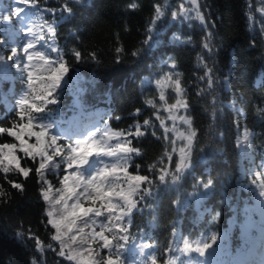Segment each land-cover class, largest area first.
Listing matches in <instances>:
<instances>
[{
	"label": "trees",
	"instance_id": "1",
	"mask_svg": "<svg viewBox=\"0 0 264 264\" xmlns=\"http://www.w3.org/2000/svg\"><path fill=\"white\" fill-rule=\"evenodd\" d=\"M197 3L203 23L185 0L0 1V64L13 49L18 62L34 39L26 32L42 23L43 31H33L45 40L34 50L68 67L67 81L49 97L54 103L33 113L35 120L65 147L90 130L124 132L123 144L137 150L129 156L130 174L152 180L142 184L145 189L135 197L139 204L125 217L127 240L120 241V235L115 240L114 256L127 264H198L201 250L188 255L185 246L212 244L223 255L218 264H264L262 252V260H254L258 249L264 251V0ZM16 6L22 12L16 13ZM181 7L189 19L175 18ZM47 25L54 29L52 38ZM11 28L18 31L15 36ZM209 33L211 53L203 48ZM165 73L179 80L187 105L182 108L196 133L191 165L178 180L177 158L170 162L168 155L173 138L161 125L164 109L177 95L169 88L161 101L156 84ZM23 79L0 65V127L21 124L15 107L27 92ZM137 125L144 135H135ZM248 133L250 143L244 138ZM10 142L0 133V144ZM167 161L174 172L161 180ZM38 164L22 158L21 165L31 169L28 177L0 170V264H77L51 239L55 230L47 224L42 196L47 186L35 172ZM45 174L52 189L60 186L55 173ZM258 218L263 223L250 229Z\"/></svg>",
	"mask_w": 264,
	"mask_h": 264
},
{
	"label": "snow or ice",
	"instance_id": "2",
	"mask_svg": "<svg viewBox=\"0 0 264 264\" xmlns=\"http://www.w3.org/2000/svg\"><path fill=\"white\" fill-rule=\"evenodd\" d=\"M18 2L31 5L35 0H18ZM20 11L21 9H15L16 13ZM196 15L201 20V23H203V17L200 16V13L197 12ZM180 16L189 19L183 7H181L179 13L175 12V18ZM47 31L51 34L49 38H52L54 36V29L48 25ZM148 32H152V27L148 28ZM26 34L34 37V39L28 42L23 48V68L26 74L27 92L24 98L20 99L18 102L19 111L16 115L19 116L21 120L27 116V123H13L11 127H0V133H6L9 137H14L15 140L18 141V145L17 143L0 144V170L4 173L15 172L21 174L23 177H28L31 169L21 165V160L17 152L22 153L24 158L33 161L39 157V164L35 172L40 181L47 186L42 191L43 200L49 204L47 224L55 230L56 234L53 235L51 239L53 241H59L61 245V255L64 254L63 247L69 240L72 243L85 245L87 244L88 238L92 240L99 238L104 249L110 250L111 248L119 247L117 243H113V241L116 240V236L113 235L112 238L109 239V237L105 235L103 229L107 227L110 232L126 233L128 229L121 226V221L137 206V200L134 199V197L138 198L140 191L145 189L146 186L142 188V184H151L152 180L146 175H128L127 164L129 156L136 153L137 150L119 142L116 143L115 146L109 143V141L113 139L119 140V138L123 137V132H114L110 129L102 134V138L95 139L89 136L88 138L76 142L75 146L68 144L67 155L63 156L61 155L63 149L56 143L59 140L58 137L51 136L50 143H46L45 138L48 136L47 129L43 123L34 124L33 121L36 117H34L33 113H42L45 105L54 103V98L49 99V97L53 96L55 89L58 87L68 67H66L63 62H59L58 66H53L54 62L46 58L45 54L41 51L34 50L38 40H45L42 34L35 33L32 28H30ZM150 39L151 37L149 35L148 39H145L143 43H149ZM187 42H191V38H188ZM203 48L211 53V33L205 37ZM52 51L57 52V49L53 47ZM116 51L120 52L121 49L118 48ZM16 54L17 50L13 49L9 59ZM138 54V52H134L133 56ZM75 57L76 59H80L81 53L78 51L75 52ZM171 67H176L175 62L172 63ZM168 80H171V75L170 73H165L162 79L156 81V84L162 86L164 82ZM179 84V80H176L175 91L178 97L181 91ZM209 86H211L210 81ZM159 98L161 101L165 100L163 91H161ZM147 104L154 106V101L149 99L147 100ZM178 105L187 108L183 100L177 99L176 104L171 105L167 109L170 114V119L173 121H175L177 117L172 114V109L176 108ZM179 119L191 129L190 119L183 116L179 117ZM149 123V120L143 121L144 125H149ZM161 125H163V120H161ZM36 127H39L38 131L33 130ZM135 135H144V133L140 131L139 125L136 126ZM180 135L183 136V133ZM195 136L196 133L194 131L189 132L186 137L188 141L187 147L179 150L180 157L175 163L174 171L178 172L187 165L188 159L192 153V141ZM25 137H35V143H29L28 139ZM50 147L52 151L55 152L56 156L61 157L62 163H66L67 165V174L60 180L62 187L56 190L57 195L55 197L51 195L53 191L52 186L45 179L44 175L45 171L49 168L48 162L53 159L52 155L49 153ZM100 155L117 158L119 162L111 166H104L98 172L88 177L83 176L81 174L83 166L89 163L91 157ZM169 159H171V156H169ZM55 167L59 168L60 164H56ZM152 167L155 169V165ZM118 168L123 169V183L127 185L126 188L121 187V176L117 172ZM174 171L170 172L167 169H162L159 179L163 180L166 175H171ZM13 187L19 189L21 185L15 183ZM262 195H264V193H262ZM117 209H120L119 214H116ZM105 212L108 213L107 219L110 221V224H102L101 231L95 233V235L89 237V234L85 233L83 227H78V222L84 225H88L89 221L95 223L92 217H101ZM74 231L82 234L79 237V241L76 235H70ZM65 237H67L68 240H65ZM119 240L126 241L127 235H120ZM195 250L200 251V249ZM74 258L75 257L72 256L69 257V259ZM33 264H35V262H33ZM107 264H117V262L109 259Z\"/></svg>",
	"mask_w": 264,
	"mask_h": 264
},
{
	"label": "rangeland",
	"instance_id": "3",
	"mask_svg": "<svg viewBox=\"0 0 264 264\" xmlns=\"http://www.w3.org/2000/svg\"><path fill=\"white\" fill-rule=\"evenodd\" d=\"M0 1H2V0H0ZM185 1H187L192 6V10H195L196 13L198 12L197 11L198 10L197 0H194V2H193V0H185ZM14 9H21V6L20 7L16 6ZM187 9H188V6H187ZM20 12H22V11H20ZM2 16H1V18H2ZM6 18L8 19V16ZM6 24H7V28L11 27L8 23H6ZM40 24H42V23H40ZM40 24H38L37 26L33 25L31 27H32V29L34 31L35 30L43 31V28L41 27ZM47 27H48V25H47ZM10 32H11L12 36H15V34L18 31L15 28H11ZM14 57L15 56H13L11 59H7V63L5 62L1 66H2L3 69H5V67H6V71L7 72L9 70L12 71L13 73L20 72L25 78L22 81L26 85V74H25V71H24V68H23L24 58H23V56L22 57L19 56L18 62H15L13 60ZM46 58H48V57H46ZM59 59L60 58L56 59V57L50 59L51 61L54 62L53 66H58L59 62H63L62 60H59ZM7 66H8L9 69L7 68ZM4 72H5V70H4ZM66 73H67V71L65 72L64 76L62 77L58 87L64 85L65 82L67 81ZM175 81L176 80L173 77H171V80L165 81L162 86H159V89L161 91H163L165 98H166V92H167V90H169V88H173V90L175 89ZM177 99L183 100L182 97H181V93H180L179 97L177 96ZM177 99H176V101H177ZM176 101L174 103L167 104V108L164 109V113L161 115V118L163 120V128L165 127L164 131H165L166 135L168 137L172 136V138H173L172 145L170 146V150L168 151V153L170 152L168 155L171 156V159H169V161L172 162L173 159L177 158L175 163L179 160V157H180V151L179 150L181 148H186L187 147L188 141H187L186 137L188 136L189 132L190 131H194L195 132V130H194L192 125H191V129H189V126L187 124H185L182 120L179 119V117H181V116L186 117V118L189 119V117L186 114V111L182 107H180L179 105L176 108L172 109V114L175 115L177 117V119L175 121L170 119V114L167 111V109L171 105L176 104ZM183 102H184V100H183ZM46 106L47 105H45V107ZM18 111H19V108H18V104H17V106L15 107V112H18ZM20 122H21V124L27 123V116H25L23 120L20 119ZM33 122H34V124L41 123L40 121H37L35 119H34ZM110 129L112 131H114V132L115 131H119V130H115L113 128L107 127L105 129H103L101 131V133H99V134L98 133L91 134L95 130H90V131H87L81 137L77 138L76 142H78L80 140H83L85 138H88L89 136H91L92 138H95V139L102 138V134L105 131H108ZM33 130L34 131H38L39 127H36ZM46 131L48 132V130H46ZM181 133H183V136L180 135ZM249 135H250V133H248L247 137L244 136V138H247L246 141L248 143L251 142L250 138H248ZM51 136H54V135L48 132V136L45 138L46 143H50V137ZM10 138H11V142L10 143H17V145H18V141H16L14 137H10ZM25 138L28 139L29 143H35V137H25ZM125 139L126 138H124V136H123V137L119 138V140L113 139L112 141H109V143L112 146H115V144L118 143V142L123 144V140H125ZM193 140H194V138H193ZM56 143L60 147L62 146L61 148L63 149V151L61 152V155L62 156L63 155H67V145L68 144L65 147L64 145H62L58 141ZM72 145L75 146V144H72ZM192 145H193V141H192ZM49 153L52 155L53 159H52V161L48 162L49 168H48V170L45 171V173H47V172H48V174H51V172L55 173L56 176L58 177V180H59V183H60V180L63 178V176L67 174V172H66L67 165H66V163H62L61 157L56 156L55 152L52 151L51 147L49 148ZM17 155L20 158V160H22V158H24L23 154L20 153V152H17ZM37 159H38V162H39V157H37ZM169 161H167V163H168L167 170L171 172V171H173V166L169 163ZM118 162L119 161L117 160V158H114V157H107V156H103V155L93 156V157L90 158L89 163L87 165L83 166V168L81 169V174L83 176H85V177H88V176L93 175L96 172H98L102 167L111 166L112 164H115V163H118ZM56 164H60V167L56 168L55 167ZM190 165L191 164H190V158H189L188 162H187V165L185 167H183L180 171H178L177 172L178 174L175 175L174 178H177L176 180H178L183 173L185 174V171H187V168ZM117 172L121 176V187H125L126 188L127 185L123 183V179H124L123 169L118 168ZM45 173H44L45 179L50 183V178ZM127 173H128L129 176L132 175V174H130V170L128 168V165H127ZM51 186H52V184H51ZM61 187H62V185L60 184V186L58 188H53V191H52L51 195L53 197H55L57 195V191L56 190L61 188ZM134 199H135V197H134ZM262 201H264V200H262ZM138 204H139V200L137 199V205ZM46 205H47V211H48V209H49L48 202H46ZM134 209L135 208H133L132 211ZM250 210L251 209H248V211H250ZM263 211L261 213L262 215L264 214ZM119 212H120V209H117L116 210V214H119ZM104 214H106L107 217H108V213L105 212V213L102 214L101 217H95V216L92 217V219L95 221V223H93L92 221H89L88 225H84L83 223L78 222V227H83L84 230H85V233L89 234V237L92 236V235H95V233L101 231V225L102 224L103 225H109L110 224V221L107 219V217H106V220H104V218H103ZM128 215H130V213H128ZM113 219H114V217H113ZM125 221H126V219L121 221V226L126 228V226H124ZM251 223H252V225H247V226L250 229H254L256 224L258 223V225H261L260 223H263V220L258 218V219H256V222H255V219H252ZM246 224H249L248 223V217H247ZM103 231H104L105 235L109 237V239H111L113 235H115L116 237L118 235H123V232H115V231L110 232L107 227L104 228ZM70 235H76L77 236V240L79 241V237L82 234L74 231ZM254 237H255V235H253V239H254ZM65 240H68V238L65 237ZM55 242L58 244V247L60 249V254H61V245H60L59 241H55ZM113 243L116 244V241L114 240ZM251 243L253 244V241H251ZM188 246H190V247H188ZM116 248H111L110 250L109 249H104L103 245H102V242L99 240V238H97L95 240H92L91 238H88L87 239V244H85V245H80L79 243H72L69 240L63 247V253H64L63 256H65L67 258H69L70 256L75 257L74 259H71V260H73L77 264H107V261L109 259H112V260L116 261L117 264H127V263H124L123 261H121L120 259H118L117 257L114 256V251H116L115 250ZM195 249H200V248L196 247L195 245H186L184 251L188 255L191 254V253H198V251H196ZM250 249H252V245L250 246ZM200 250H201L202 255H201V259H199V261H198V264H203L204 262H210V261H212V262L214 261V262H216V264H218L217 263V258L219 256L223 257V255H221V252H220L218 246L213 245V244L212 245H208V246H204L203 249L201 248ZM101 251H104V255H105L104 259H102ZM258 252L259 253H257L254 256V260L260 262L262 260L261 252L264 253V251H262V249H258ZM103 260H104V262H103Z\"/></svg>",
	"mask_w": 264,
	"mask_h": 264
},
{
	"label": "bare ground",
	"instance_id": "4",
	"mask_svg": "<svg viewBox=\"0 0 264 264\" xmlns=\"http://www.w3.org/2000/svg\"><path fill=\"white\" fill-rule=\"evenodd\" d=\"M20 5H21V4H20ZM18 7H20V6H18ZM23 8H24V7H22V9H23ZM23 10H24V9H23ZM26 13H27V12H26ZM27 14H28V13H27ZM19 15H21V14H19ZM22 15H23V14H22ZM26 16H27V15H26ZM28 17H29V16H28ZM28 17H27V18H28ZM51 21H52V20H51ZM0 61H1V59H0ZM4 61H5V60H4ZM5 62H6V61H5ZM0 65H2V64H0ZM1 67H2V66H1ZM5 68H6V67H5ZM7 68H8V66H7ZM2 69H3V68H2ZM8 69H9V68H8ZM4 70H5V69H3V71H4ZM70 110H71V109H70ZM70 110H69V111H70ZM69 111H68V112H69ZM71 112H72V111H71ZM69 114H71V113L69 112ZM71 116H72V115H71ZM61 117H62V116H61ZM63 117H64V116H63ZM65 118H66V115H65ZM70 118H71V117H70ZM73 122H74V121H73ZM75 125H76V124H75Z\"/></svg>",
	"mask_w": 264,
	"mask_h": 264
}]
</instances>
